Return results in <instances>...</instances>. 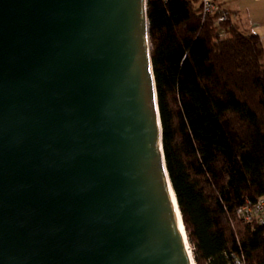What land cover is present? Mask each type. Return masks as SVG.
<instances>
[{"label": "water", "instance_id": "1", "mask_svg": "<svg viewBox=\"0 0 264 264\" xmlns=\"http://www.w3.org/2000/svg\"><path fill=\"white\" fill-rule=\"evenodd\" d=\"M151 52L148 0H0V264H196Z\"/></svg>", "mask_w": 264, "mask_h": 264}, {"label": "trees", "instance_id": "2", "mask_svg": "<svg viewBox=\"0 0 264 264\" xmlns=\"http://www.w3.org/2000/svg\"><path fill=\"white\" fill-rule=\"evenodd\" d=\"M166 167L196 264H264V46L201 0H148ZM226 32L229 39L222 37Z\"/></svg>", "mask_w": 264, "mask_h": 264}, {"label": "crops", "instance_id": "3", "mask_svg": "<svg viewBox=\"0 0 264 264\" xmlns=\"http://www.w3.org/2000/svg\"><path fill=\"white\" fill-rule=\"evenodd\" d=\"M241 31H252L264 46V0H216Z\"/></svg>", "mask_w": 264, "mask_h": 264}, {"label": "built area", "instance_id": "4", "mask_svg": "<svg viewBox=\"0 0 264 264\" xmlns=\"http://www.w3.org/2000/svg\"><path fill=\"white\" fill-rule=\"evenodd\" d=\"M201 14L204 20L211 19L218 27L230 21L229 13L216 0H201ZM222 37L229 39L230 34L224 32ZM238 216L246 223L264 225V201L261 200L255 205H245L238 211Z\"/></svg>", "mask_w": 264, "mask_h": 264}, {"label": "bare ground", "instance_id": "5", "mask_svg": "<svg viewBox=\"0 0 264 264\" xmlns=\"http://www.w3.org/2000/svg\"><path fill=\"white\" fill-rule=\"evenodd\" d=\"M186 242L188 243V245H189V242H188V239L186 238Z\"/></svg>", "mask_w": 264, "mask_h": 264}]
</instances>
